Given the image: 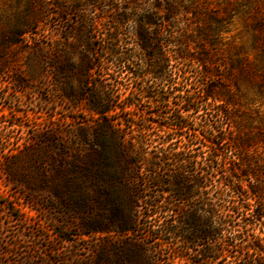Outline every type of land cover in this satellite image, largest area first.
<instances>
[{"label":"trees","instance_id":"1","mask_svg":"<svg viewBox=\"0 0 264 264\" xmlns=\"http://www.w3.org/2000/svg\"><path fill=\"white\" fill-rule=\"evenodd\" d=\"M114 1H93L97 7H117L119 11L112 18L116 27L109 41L99 35H66L64 41L48 46L35 39L28 47L31 58L42 66L40 75H46L48 70L52 72L59 98L69 101L73 109L88 113L93 120L75 127L73 144L63 146L59 157L42 156L39 165L46 163L51 173L39 172L41 183L45 188L52 183L55 197L71 211L78 210L81 234L88 238L109 233L129 238L138 234L142 224L149 225L152 216L172 217L178 212L186 215L187 219L166 223L161 231L165 235L175 234L177 222L190 228L192 233L184 237L186 253L171 249V254L192 264L220 258L207 248L199 256L187 254L190 246L199 240L212 243L220 238L221 230L216 227L220 223L208 219L204 223L207 229L199 227L203 223L199 213L205 208V190L210 188L217 195V207L227 208L232 203L229 210L241 216L240 222H224V225H243L246 235L242 241L246 243L249 258L244 264H264L263 1L227 0L225 5L214 9L203 0H153L154 13L145 20L140 14L142 0ZM237 1L247 2L249 6L238 5ZM239 10H243L244 27L252 33L248 48L221 37L222 29L240 14ZM127 23L128 30L140 33L134 39L140 51L146 52L147 47L155 45L152 55L144 54L148 60L121 53L117 34ZM152 25L156 28L151 33L156 35H149ZM25 27L19 31L13 29L12 35H0V71L8 66L3 60L6 61L9 49L24 50ZM82 28L88 32L94 29L85 25ZM172 59L199 67L202 96H197L195 84L188 80L184 70L172 74ZM133 69L140 78L154 75L160 89L155 95L141 85L135 86L130 94L146 98L158 107L168 102V95L179 90L176 84L182 87L178 98L183 105L171 119L162 116L163 112L148 116V122L164 133L153 151L147 152L152 143L142 135L147 127H135L138 123L133 116L125 119L120 115L134 106L129 103L125 108L120 107L121 76ZM200 112H203L200 117L195 116ZM124 126L132 131L136 128L137 133L128 138ZM174 133L187 135L181 147L175 148L170 143ZM27 152L11 156L12 162L6 166L11 181L23 182L24 175L13 164L26 157ZM191 169L193 177L188 175ZM198 169L206 175L199 176ZM73 182L80 191L75 205L64 197L70 194L68 186ZM100 184L111 189L112 199L107 197L106 190L99 191ZM95 193H103L115 210L107 215L99 212ZM102 205L107 208L106 203ZM125 205L127 209H123ZM211 210L209 214L214 213L216 206L211 205ZM157 232L150 227L145 238ZM200 232L206 236L199 237ZM237 240L233 236L226 242L235 246ZM140 244L138 240H124V260L117 264H133L132 259L137 256L144 264H152L150 256L138 250ZM93 253L90 264H110L108 244L103 243Z\"/></svg>","mask_w":264,"mask_h":264},{"label":"rangeland","instance_id":"2","mask_svg":"<svg viewBox=\"0 0 264 264\" xmlns=\"http://www.w3.org/2000/svg\"><path fill=\"white\" fill-rule=\"evenodd\" d=\"M93 1L95 0H0V35H12L13 29L19 31L25 25L24 29L27 31L22 40L24 50L9 49L6 52V63L3 60V63L8 66L0 71V264H90L93 252H98L103 243L108 244L111 255L110 264H117L124 260V240L130 239L140 241L141 247L138 250H143L146 256H150L152 264H192L186 259H180L171 254V249L179 252L186 251L184 237L190 236L192 232L189 231V227L178 223L182 218L187 219L186 215L182 216V213L177 211L178 214L172 217L167 214L152 216L149 219V225L142 224L138 234L129 238L116 233L98 234L88 238L81 234V218L78 210L71 211L55 197L52 192L54 187L52 183L47 184V188L41 183L39 172L51 173L46 163L44 166L39 165L40 160H43L42 156L47 155L51 159L59 157L63 146L73 144L75 127L87 125L93 120L88 113L73 109L69 101L59 98L52 81V72L48 70L46 75H40L42 66L31 58L28 47L35 39L42 40L48 46L57 43L58 40L64 41L66 35H99L102 39L109 41V35H113L112 31L116 27L115 20L112 18L119 14V11L117 7L112 9L104 6L97 7ZM152 1H140L142 20H145L148 14L154 13ZM203 1L209 3L214 9L227 3V0ZM262 1L264 3V0ZM114 2L123 3V0ZM237 2L238 5L249 6L247 2ZM239 11L240 14L222 29L221 37L227 40L233 39L237 45L248 48L252 33L244 27L241 17L243 10ZM83 20L84 22H81ZM84 25L94 29L88 32L87 28H82ZM128 27L129 23L123 25L117 34L120 37L121 53L148 60L144 54L152 55L155 45L147 47L146 52L140 51L134 42V39L139 38L140 33H132ZM155 28L156 25L149 28V35H156L151 33ZM192 45L195 46V44ZM50 59L51 56L48 58L49 62ZM171 64L172 74L184 70L188 80L195 84L197 96H202V77L199 67L196 64L183 65L174 59ZM138 76L136 69L127 71L121 76L120 107L125 108L129 103H134V106L132 109H125L120 115L125 119L133 116L138 123L135 127H147L142 135L148 143H152L148 152L155 150V143L160 142L164 136L163 131L155 124L148 122V116L163 112L162 116L171 119L183 105L178 98V95L182 94L180 91L182 87L176 84L179 90L168 95V102L158 107L146 98L136 96L135 98L130 94L135 90V86L141 85L149 88L155 95L159 92L160 84L154 75L145 74L142 78ZM176 82H179V79ZM118 111L121 109L119 108ZM202 113L195 116L200 117ZM188 116L192 117L191 114ZM156 120L159 121L158 118ZM125 124L129 125L128 122ZM124 127L128 138L137 131L136 128L132 131L128 126ZM172 137L173 140L170 143L178 148L186 142L187 135L184 133L182 137L174 133ZM205 150L203 148V151ZM25 151H28L29 155L27 154L28 156L17 162L14 161L13 164L14 169L24 175L23 182H13L6 166L12 162V155ZM226 151L228 150L224 152ZM188 173L190 177L195 175L192 169ZM197 174L201 177L206 175L200 169L197 170ZM69 186L68 189L71 192L64 197L69 204L75 205L80 199L79 185L73 182ZM98 189L106 190L109 192L107 197L113 198L109 187L105 189V186L101 185ZM95 195L99 202V212H106L107 215L115 210V206L107 201L108 198L103 193H95ZM205 197H207L204 200L205 208L199 213L203 223L199 227L203 230L207 229L204 223L208 219L223 223V225L219 224L220 226L216 225L221 230L218 235L220 238L212 243L199 240L198 243L190 246L187 254L191 257L199 256L207 248L219 254L220 258L204 261L203 264H244L249 258L246 243L242 241L246 235L243 225L237 224L238 226L235 227L224 225V222H240V214L229 210L232 209V203H228L227 208L217 207V195L210 188L205 190ZM168 201H171L170 197ZM103 203L107 204V208H102ZM211 205L216 206L213 214H209L212 211ZM127 207L125 205L123 209ZM142 212L144 213L143 210ZM170 221H178L175 224V234L165 235L161 228ZM150 227L151 230H158V232L145 238ZM198 236L203 238L206 234L200 232ZM233 236L238 237L235 246L226 242L227 238ZM132 260L133 264H144L138 256Z\"/></svg>","mask_w":264,"mask_h":264}]
</instances>
